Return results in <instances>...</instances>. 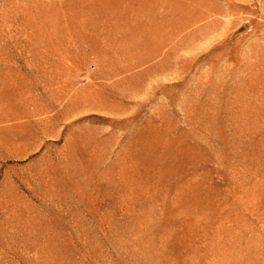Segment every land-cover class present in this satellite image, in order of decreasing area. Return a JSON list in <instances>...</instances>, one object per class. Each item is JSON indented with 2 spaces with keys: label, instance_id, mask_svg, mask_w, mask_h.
Instances as JSON below:
<instances>
[{
  "label": "rangeland",
  "instance_id": "374dc122",
  "mask_svg": "<svg viewBox=\"0 0 264 264\" xmlns=\"http://www.w3.org/2000/svg\"><path fill=\"white\" fill-rule=\"evenodd\" d=\"M0 264H264V0H0Z\"/></svg>",
  "mask_w": 264,
  "mask_h": 264
}]
</instances>
